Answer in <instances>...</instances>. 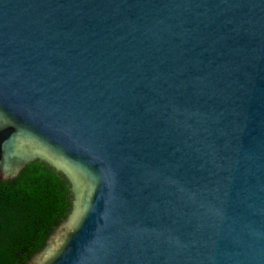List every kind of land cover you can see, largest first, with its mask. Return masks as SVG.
<instances>
[{"label":"water","instance_id":"1","mask_svg":"<svg viewBox=\"0 0 264 264\" xmlns=\"http://www.w3.org/2000/svg\"><path fill=\"white\" fill-rule=\"evenodd\" d=\"M35 160L74 199L24 264H264V0H0V179Z\"/></svg>","mask_w":264,"mask_h":264},{"label":"trees","instance_id":"2","mask_svg":"<svg viewBox=\"0 0 264 264\" xmlns=\"http://www.w3.org/2000/svg\"><path fill=\"white\" fill-rule=\"evenodd\" d=\"M72 207L68 180L45 162H30L0 180V264H24L47 244Z\"/></svg>","mask_w":264,"mask_h":264},{"label":"flooded vegetation","instance_id":"3","mask_svg":"<svg viewBox=\"0 0 264 264\" xmlns=\"http://www.w3.org/2000/svg\"><path fill=\"white\" fill-rule=\"evenodd\" d=\"M23 170V169H22ZM21 173V172H20ZM19 173V174H20ZM1 180V179H0ZM1 181H5V180H1ZM69 182V181H68ZM70 184V183H69ZM71 188V187H70ZM71 195H72V193H71ZM73 199H74V197H73V195H72V204H73ZM71 209H72V207H71ZM71 212V211H70ZM70 214V213H69Z\"/></svg>","mask_w":264,"mask_h":264}]
</instances>
